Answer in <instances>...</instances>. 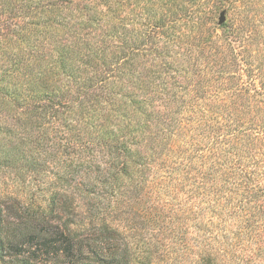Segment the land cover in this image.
Masks as SVG:
<instances>
[{
  "label": "trees",
  "instance_id": "16d2710c",
  "mask_svg": "<svg viewBox=\"0 0 264 264\" xmlns=\"http://www.w3.org/2000/svg\"><path fill=\"white\" fill-rule=\"evenodd\" d=\"M0 264H264V0H0Z\"/></svg>",
  "mask_w": 264,
  "mask_h": 264
},
{
  "label": "water",
  "instance_id": "95a60500",
  "mask_svg": "<svg viewBox=\"0 0 264 264\" xmlns=\"http://www.w3.org/2000/svg\"><path fill=\"white\" fill-rule=\"evenodd\" d=\"M224 20H225V16L222 15V16L220 17V22H223Z\"/></svg>",
  "mask_w": 264,
  "mask_h": 264
},
{
  "label": "rangeland",
  "instance_id": "374dc122",
  "mask_svg": "<svg viewBox=\"0 0 264 264\" xmlns=\"http://www.w3.org/2000/svg\"><path fill=\"white\" fill-rule=\"evenodd\" d=\"M223 15L227 18V16H226V14L225 13H223Z\"/></svg>",
  "mask_w": 264,
  "mask_h": 264
}]
</instances>
